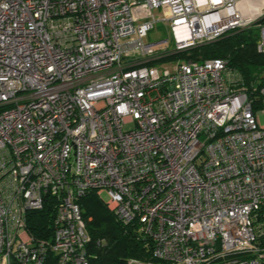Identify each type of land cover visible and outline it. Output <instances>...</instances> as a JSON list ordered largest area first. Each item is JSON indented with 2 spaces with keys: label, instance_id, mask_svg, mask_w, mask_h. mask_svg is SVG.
<instances>
[{
  "label": "built area",
  "instance_id": "2783aa9c",
  "mask_svg": "<svg viewBox=\"0 0 264 264\" xmlns=\"http://www.w3.org/2000/svg\"><path fill=\"white\" fill-rule=\"evenodd\" d=\"M263 18L264 0H0V264H91L92 193L151 237L155 261L128 264H264V87L257 104L222 59L144 66ZM160 22L173 49L147 41Z\"/></svg>",
  "mask_w": 264,
  "mask_h": 264
},
{
  "label": "trees",
  "instance_id": "16d2710c",
  "mask_svg": "<svg viewBox=\"0 0 264 264\" xmlns=\"http://www.w3.org/2000/svg\"><path fill=\"white\" fill-rule=\"evenodd\" d=\"M264 18L252 27L228 34L219 40L199 45L190 50L177 52L144 66H156L164 62L222 59L229 69L241 77L238 88L248 92L250 98L260 104L259 90L264 87V54L257 46L260 26ZM82 215L91 237L88 252L91 264H128L131 260L141 263L154 262V244L151 237L136 222L123 223L105 201L95 194L81 199ZM29 232L38 236H51L54 210L46 206L30 214ZM259 229L260 242L264 241V223ZM12 264H18L13 262Z\"/></svg>",
  "mask_w": 264,
  "mask_h": 264
},
{
  "label": "rangeland",
  "instance_id": "374dc122",
  "mask_svg": "<svg viewBox=\"0 0 264 264\" xmlns=\"http://www.w3.org/2000/svg\"><path fill=\"white\" fill-rule=\"evenodd\" d=\"M158 14H161V12ZM162 40H169L171 42V45H170L171 49L174 48V42L172 39L170 28L166 27L164 23L160 22L156 25L155 29L149 33L147 41L149 43H156ZM173 64L174 62H164L158 65V67L160 68V67L169 66L170 68H172ZM162 65H165V66H162ZM260 122H261V125L264 126V114L261 115ZM104 198L107 200V196H104Z\"/></svg>",
  "mask_w": 264,
  "mask_h": 264
}]
</instances>
